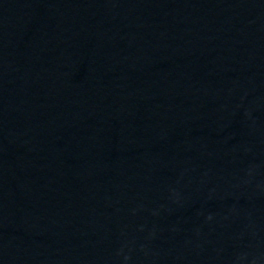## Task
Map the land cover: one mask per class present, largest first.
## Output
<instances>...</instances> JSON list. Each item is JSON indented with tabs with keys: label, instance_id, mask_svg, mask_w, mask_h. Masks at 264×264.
<instances>
[{
	"label": "water",
	"instance_id": "95a60500",
	"mask_svg": "<svg viewBox=\"0 0 264 264\" xmlns=\"http://www.w3.org/2000/svg\"><path fill=\"white\" fill-rule=\"evenodd\" d=\"M0 264H264V0H0Z\"/></svg>",
	"mask_w": 264,
	"mask_h": 264
}]
</instances>
